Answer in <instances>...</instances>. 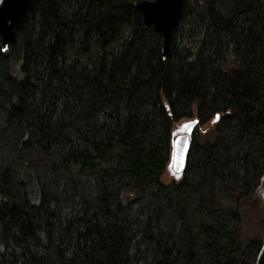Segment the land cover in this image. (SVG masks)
<instances>
[{"label":"trees","instance_id":"16d2710c","mask_svg":"<svg viewBox=\"0 0 264 264\" xmlns=\"http://www.w3.org/2000/svg\"><path fill=\"white\" fill-rule=\"evenodd\" d=\"M144 0H34L0 41V264H254L264 222V0H183L170 54ZM150 1V0H148ZM196 118L182 177L171 130ZM60 174L43 185L29 155ZM169 214L130 218L148 193ZM251 224V225H250Z\"/></svg>","mask_w":264,"mask_h":264},{"label":"water","instance_id":"95a60500","mask_svg":"<svg viewBox=\"0 0 264 264\" xmlns=\"http://www.w3.org/2000/svg\"><path fill=\"white\" fill-rule=\"evenodd\" d=\"M34 0H0V41L1 50H7V44L13 38V29L23 20L28 7ZM183 0H144L134 7L141 15L142 23L151 27L162 39L161 58L166 60L170 54L171 34L178 26ZM198 127V119L190 118L177 123L171 130L169 161L165 172L174 181L182 177L191 136ZM254 264H264V242L256 256Z\"/></svg>","mask_w":264,"mask_h":264},{"label":"rangeland","instance_id":"374dc122","mask_svg":"<svg viewBox=\"0 0 264 264\" xmlns=\"http://www.w3.org/2000/svg\"><path fill=\"white\" fill-rule=\"evenodd\" d=\"M17 156L18 155L14 150L8 149L0 154V160H3L5 163H10L13 162ZM27 159L30 160L35 167L36 174L39 176L41 183L51 188L50 194L52 195V188L54 187L60 175L59 173H50V164H52L54 161L47 159L41 154L29 155ZM163 180L168 183L173 179L170 175H168L167 172H165ZM258 199L259 200L258 203H256L255 209L249 216L251 224L258 220H260V222H264V186L259 192ZM144 214L155 217L160 216L161 223H159V227L164 233L169 232L171 226L169 214L162 200L159 197L154 196L153 192L148 193L140 202L133 206L130 214V218L134 221L133 227L137 224V220L140 221L142 219Z\"/></svg>","mask_w":264,"mask_h":264}]
</instances>
